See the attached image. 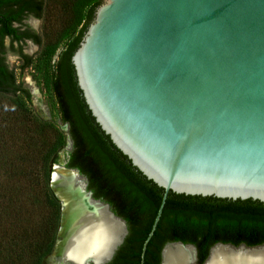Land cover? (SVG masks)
Here are the masks:
<instances>
[{
    "label": "water",
    "instance_id": "95a60500",
    "mask_svg": "<svg viewBox=\"0 0 264 264\" xmlns=\"http://www.w3.org/2000/svg\"><path fill=\"white\" fill-rule=\"evenodd\" d=\"M71 61L101 129L164 189L142 262L171 191L264 202V0H103ZM56 165L50 186L61 218L49 264L65 211L64 191L53 180ZM61 169L79 178L87 200L106 207L120 227L104 258L86 260L107 264L128 234L127 223L93 197L87 178L64 159ZM219 245L264 250V244L217 242L202 264ZM169 247L172 253L191 248L184 264H200L196 246L181 241L163 246L160 264ZM244 261L264 264L263 258Z\"/></svg>",
    "mask_w": 264,
    "mask_h": 264
},
{
    "label": "trees",
    "instance_id": "16d2710c",
    "mask_svg": "<svg viewBox=\"0 0 264 264\" xmlns=\"http://www.w3.org/2000/svg\"><path fill=\"white\" fill-rule=\"evenodd\" d=\"M102 1H64L60 28L43 43L41 34L19 32L12 22L30 13L42 18L45 0H0V41L5 35L14 40L32 36L41 46L42 58L49 63L51 89L72 139L66 166L84 175L93 197L109 203L128 226V234L110 264H160L162 247L169 241L195 245L200 264L217 242L264 244V202L171 191L142 262L143 244L164 189L134 167L101 129L84 100L71 61ZM68 38L71 40L58 61L51 64L59 45ZM22 58V70L34 64L32 56L22 53ZM18 92L26 101L31 100L30 89L18 83L14 70L0 61V93ZM17 106L20 118L0 105V115L6 112L10 116L8 129L13 130L0 131V264H42L53 251L60 225L61 203L50 186V177L66 135L57 130L51 139L45 133V123L32 117L24 103ZM17 123L21 125L19 133L14 130ZM40 209L44 214L40 213L35 223Z\"/></svg>",
    "mask_w": 264,
    "mask_h": 264
},
{
    "label": "bare ground",
    "instance_id": "6f19581e",
    "mask_svg": "<svg viewBox=\"0 0 264 264\" xmlns=\"http://www.w3.org/2000/svg\"><path fill=\"white\" fill-rule=\"evenodd\" d=\"M29 83L33 84L32 81ZM34 91L38 93L35 86ZM60 159L56 163L53 180L56 182L55 187L61 184L58 188L61 187L64 191L65 211L51 264L64 260H69V264H86L88 258L100 260L109 253L108 250L120 227L117 222L110 220L106 207L87 200L78 185L79 178L76 179L72 172L61 169L63 159ZM175 251L172 253L170 247L166 249L164 264H184L185 259H191L193 256L191 248ZM253 258L264 259V250L241 252L219 245L212 250L207 264H251L244 260Z\"/></svg>",
    "mask_w": 264,
    "mask_h": 264
},
{
    "label": "rangeland",
    "instance_id": "374dc122",
    "mask_svg": "<svg viewBox=\"0 0 264 264\" xmlns=\"http://www.w3.org/2000/svg\"><path fill=\"white\" fill-rule=\"evenodd\" d=\"M67 0H45V8L42 18L28 19L27 23H32V27L39 34L42 35V41L45 43L49 37H52L57 30L60 28L62 22V16L64 14L62 3ZM71 40V38L63 40V42L59 45L56 53L54 54L51 64L56 63L65 49L66 44ZM8 43V42H7ZM30 43V42H29ZM20 46V45H19ZM24 51L33 57L34 64L24 70L21 69L22 60L15 54L8 52L7 60L9 66L14 70L16 79L18 83H23L25 87L30 89L31 91V100L26 101V99L22 96L21 93H9L3 94L0 93V105L10 111L15 116L21 117V108L17 106V104H23L30 112L32 117L37 118L39 121L46 124L45 133L50 136L51 139L55 138V134L57 130L61 131L66 135V143L58 152V160L59 158H63L67 162L68 154L72 147V139L69 134V126L62 120V116L60 115L58 104L56 102V98L51 89L50 83V71H49V63L42 58L41 46L34 47L31 43L27 45L24 43ZM32 81L38 93L34 94L32 92V88L27 82ZM38 82L40 85H38ZM17 103V104H16ZM6 110V111H7ZM3 115V116H1ZM0 115V131L7 130L9 132L13 131L8 129V119L9 115L5 112V114ZM4 118V119H3ZM17 133L21 131L20 123H17L16 128H14ZM86 182V181H85ZM42 210L40 209L39 215L34 218L35 223H38L42 214ZM57 234V232H56ZM57 237V236H56ZM52 251L43 258L42 264H49V256Z\"/></svg>",
    "mask_w": 264,
    "mask_h": 264
},
{
    "label": "flooded vegetation",
    "instance_id": "af4514ba",
    "mask_svg": "<svg viewBox=\"0 0 264 264\" xmlns=\"http://www.w3.org/2000/svg\"><path fill=\"white\" fill-rule=\"evenodd\" d=\"M30 18H34V19H40V18H37L36 16H34L32 13L28 14L27 16H24L21 20H13L12 22V25L14 27H16L18 29L19 32H28L29 34H32V33H37L39 34L37 31H35V29L32 27V23H27L28 19ZM1 25V24H0ZM8 42V43H7ZM36 47L38 46V48H40V45L37 44L34 40V38L32 36L30 37H23L21 40H14L11 38L10 35H5L3 40L0 41V61H3L5 64L8 65V69L9 70H13L9 64H8V60H7V55H8V52H11L15 55H17L21 60H22V63H23V58H22V53L23 54H26V55H29L27 54L25 51H24V43H27V45H29L30 43ZM20 45V46H19ZM31 87H33L31 85V83L27 82ZM39 90V89H38ZM102 200V199H101ZM167 243V242H166ZM165 243V244H166ZM164 244V245H165ZM119 249V248H118ZM118 249L116 250L113 258L107 263V264H110L114 261V258H115V255L118 251ZM163 249V247H162ZM161 253H162V250H161ZM161 259H162V254H161Z\"/></svg>",
    "mask_w": 264,
    "mask_h": 264
}]
</instances>
